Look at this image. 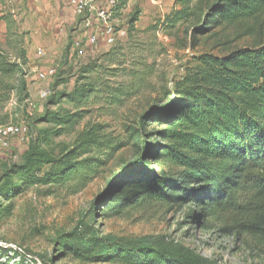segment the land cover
<instances>
[{
	"label": "trees",
	"instance_id": "16d2710c",
	"mask_svg": "<svg viewBox=\"0 0 264 264\" xmlns=\"http://www.w3.org/2000/svg\"><path fill=\"white\" fill-rule=\"evenodd\" d=\"M127 3L116 0L113 17ZM137 20L134 12L129 35ZM150 29L194 51L173 89L162 87L149 113L145 110L136 126L127 125L123 136H113L102 123L83 124L91 113L88 106L105 93L110 107H123L146 87L153 70L133 69L132 81L115 87L97 86L89 80L96 66L82 67L72 92L50 96L20 160L3 166L0 223L13 215V200L28 190L43 189L49 196L65 187L78 193L117 154L132 150L140 161L124 163L105 202L101 196L94 199L102 215L188 206L187 218L204 226L227 222L264 256V0H175L170 13ZM182 30L185 38L180 39ZM22 67L0 46L1 105L11 92L26 90ZM147 123L157 127L151 134L142 132ZM152 135L158 141L149 143ZM79 229L58 237L59 254L92 263L221 264L165 237L132 240Z\"/></svg>",
	"mask_w": 264,
	"mask_h": 264
},
{
	"label": "rangeland",
	"instance_id": "374dc122",
	"mask_svg": "<svg viewBox=\"0 0 264 264\" xmlns=\"http://www.w3.org/2000/svg\"><path fill=\"white\" fill-rule=\"evenodd\" d=\"M49 1L0 0V46L12 61L23 64L22 79L26 87L22 93H14L11 122H22L28 128V133L12 140L10 147H0V173L4 165L20 160L33 122L47 110L53 94L72 92L82 67L96 66L89 80L96 81L97 86L103 82L115 87H126L133 79V69L152 68L153 72L145 81L146 87L123 107H110L105 93L88 106L91 113L83 124L102 123L113 136H123L127 125L136 126V119L147 109L149 113L148 105L153 98H158L162 87L173 89L174 82L184 73L187 59L194 53L177 46L174 38L151 30V26L166 16V11H158L157 19L147 18L140 11L139 0L132 1L121 15L111 19L114 39L106 45H101L106 37H99L102 32L97 34L95 20L94 32H78L75 24L61 25L53 10L47 7ZM134 12H138V21L135 31L129 35L128 20ZM98 23L101 29L102 24ZM90 34L97 37L96 44L87 43ZM179 38H185L183 30ZM137 62H141L142 67ZM47 69H54V75L46 80L38 79V73ZM44 89L49 92L47 99L39 95ZM2 105L0 120L5 118ZM156 128L147 123L142 132L151 134ZM148 140L151 143L157 139L152 135ZM139 161L140 157L132 150L124 151L78 193L64 187L44 196L43 189L33 188L16 197L13 215L0 223V264H122L92 263L77 260L70 254H59L58 237L76 228H80L77 232H84L85 227L87 233L100 237L132 240L165 237L221 264H264V256L252 240L235 233L227 222L204 226L200 220L187 218L188 206H147L130 210L122 217L102 215L103 209L94 206V199L101 196L102 203L105 202L114 190L109 184L124 163L130 166ZM147 163L153 166L150 160ZM80 222L84 225L80 226Z\"/></svg>",
	"mask_w": 264,
	"mask_h": 264
},
{
	"label": "crops",
	"instance_id": "0c3cea01",
	"mask_svg": "<svg viewBox=\"0 0 264 264\" xmlns=\"http://www.w3.org/2000/svg\"><path fill=\"white\" fill-rule=\"evenodd\" d=\"M108 0H90V5L92 7V11L90 13H87L85 16H81L79 18H76V15L73 14L71 9L67 6H63L58 0H50L47 7H50L53 10V14L57 17L58 20H60L61 25H70L75 24L78 27L79 31H87V32H94L95 26L94 23L96 22V31L97 34L99 32H102V29L98 26L99 19L96 16L97 10H100L102 8H105L106 2ZM135 0H128V3L126 5V8L128 5ZM175 0H139V3L141 4L142 10L141 13L146 15L147 18H155V16L158 11H166V15L170 13V11L174 7ZM55 7V10L53 9ZM125 8V9H126ZM123 13V10L122 12ZM165 16V15H164ZM162 16L161 19L164 17ZM114 18V17H113ZM95 20V22H93ZM138 21V20H137ZM136 21V22H137ZM92 25V26H91ZM95 31V33H96ZM91 35V34H90ZM93 35V34H92ZM86 36V33L84 37ZM99 37H105L102 32V36L99 34ZM87 41V40H86ZM76 43V42H75ZM78 43V42H77ZM101 45H106L104 39H102ZM14 92H11L9 95V100L2 105V110L5 113V118L3 120V124H11V120L13 116L11 115L12 108L11 106L14 103Z\"/></svg>",
	"mask_w": 264,
	"mask_h": 264
},
{
	"label": "built area",
	"instance_id": "2783aa9c",
	"mask_svg": "<svg viewBox=\"0 0 264 264\" xmlns=\"http://www.w3.org/2000/svg\"><path fill=\"white\" fill-rule=\"evenodd\" d=\"M61 4L69 7L73 14L76 16H85L87 13L92 11V7L90 5V0H58ZM116 0H108L106 2L105 8L97 10L96 16L99 19L100 23L102 24V32L103 35L106 37V44H111L113 42V29L110 25L111 19L113 18V8L115 6ZM87 43L96 44L97 37L95 35H89L87 37ZM78 43H75L77 46ZM82 53V52H81ZM54 69H47L38 73V79L46 80L48 77L54 75ZM48 90H41L39 92L41 99H47L48 97ZM28 133L27 126L20 122V123H11V124H0V147L8 148L10 147L11 141L26 135Z\"/></svg>",
	"mask_w": 264,
	"mask_h": 264
}]
</instances>
